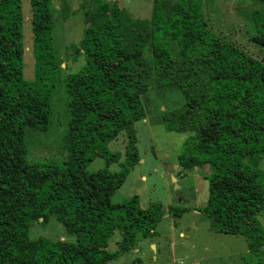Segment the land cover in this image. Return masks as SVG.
<instances>
[{
  "label": "trees",
  "instance_id": "16d2710c",
  "mask_svg": "<svg viewBox=\"0 0 264 264\" xmlns=\"http://www.w3.org/2000/svg\"><path fill=\"white\" fill-rule=\"evenodd\" d=\"M264 2V0H263ZM117 9V1L97 9ZM33 77L22 71L24 18L20 0H0V264H107L133 245L132 232L155 235L159 203L139 206L138 197L113 204L138 154L134 125L146 117L142 97L173 86L184 103L162 116L166 131L191 133L179 151L183 170L213 169L205 216L216 233L247 237L258 227L252 208H264V62L210 31L201 0H155L150 20L117 10L92 17L76 44L83 65L63 79L68 116L61 163L26 158V133L49 132L60 86L53 49V0H30ZM251 42L264 50V13L252 14ZM125 133V161L104 192L86 167L96 157L117 161L107 145ZM98 200L88 203V196ZM65 208L71 214L64 212ZM179 216L178 210H174ZM54 219L68 243L60 249L35 224ZM123 232L114 252L88 245ZM258 248L249 242V251ZM136 264H140L137 260Z\"/></svg>",
  "mask_w": 264,
  "mask_h": 264
},
{
  "label": "rangeland",
  "instance_id": "374dc122",
  "mask_svg": "<svg viewBox=\"0 0 264 264\" xmlns=\"http://www.w3.org/2000/svg\"><path fill=\"white\" fill-rule=\"evenodd\" d=\"M21 1L24 18L22 25L23 55L22 71L25 79L33 77L34 58L31 52L30 0ZM117 1V9L109 10L95 6L100 2ZM172 5L176 0H160ZM155 0H53V49L60 60V86L53 101V128L47 133L27 131L26 158L40 163H61L66 160L63 137L67 127L66 98L63 79L68 73L77 71L83 59L77 55L76 44L82 36L86 22L92 17L112 16L117 10L125 11L136 20H150ZM203 20L206 27L220 38L232 43L255 59L264 62V50L250 40L253 33L252 14L264 13L263 0H201ZM146 117L135 123L138 162L129 169L123 184L111 197L113 204L128 201L137 196L139 206L146 208L159 203L162 217L156 224L155 235L145 236L132 232L133 245L114 261L107 264H264V208H252L258 219V227L247 237L216 233L205 216L211 203L210 166L183 170L178 164V155L184 140L191 133L166 131L162 123L164 113L181 106L183 95L173 86L151 89L142 97ZM125 133L110 141L107 149L117 154L118 159L108 167L100 157L94 158L86 171L94 173L95 184H102L104 192L115 180L125 161ZM177 166V167H176ZM264 172V157L258 161ZM100 193L88 196V203L101 198ZM174 210H178L176 216ZM67 215L71 214L65 208ZM50 238L60 248L68 243L61 236L59 224L50 219L45 224H35L31 231L32 252L38 236ZM123 232L115 231L105 242L91 235L88 245L94 249L114 252L122 241ZM249 242L257 252L249 251ZM34 264V262H33Z\"/></svg>",
  "mask_w": 264,
  "mask_h": 264
},
{
  "label": "water",
  "instance_id": "95a60500",
  "mask_svg": "<svg viewBox=\"0 0 264 264\" xmlns=\"http://www.w3.org/2000/svg\"><path fill=\"white\" fill-rule=\"evenodd\" d=\"M177 167V166H176Z\"/></svg>",
  "mask_w": 264,
  "mask_h": 264
}]
</instances>
